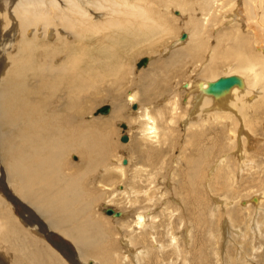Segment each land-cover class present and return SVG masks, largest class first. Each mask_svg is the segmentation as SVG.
<instances>
[{
    "label": "bare ground",
    "instance_id": "6f19581e",
    "mask_svg": "<svg viewBox=\"0 0 264 264\" xmlns=\"http://www.w3.org/2000/svg\"><path fill=\"white\" fill-rule=\"evenodd\" d=\"M138 46L151 54L133 74ZM101 92L104 113L92 109ZM263 133L264 0H0V188L24 210L0 196V264H67L56 232L79 264H210L182 206L220 220L215 264H264V187L249 190L264 176ZM173 163L185 199L155 185L154 169ZM196 171L207 195L193 188L191 208ZM242 199L248 211L227 209Z\"/></svg>",
    "mask_w": 264,
    "mask_h": 264
},
{
    "label": "rangeland",
    "instance_id": "374dc122",
    "mask_svg": "<svg viewBox=\"0 0 264 264\" xmlns=\"http://www.w3.org/2000/svg\"><path fill=\"white\" fill-rule=\"evenodd\" d=\"M140 53H139V52ZM147 51V52H146ZM136 53H138V54H136ZM142 53V54H141ZM151 54V51H149V50H147V49H145L144 51H142V47H140V46H138L137 48H136V50L131 54L132 55V57H131V59L130 60H128L129 62H130V64L132 65V70H131V72L133 73V74H138L141 70H142V68H143V65H141V67H137V63H138V61L139 60H141L142 58H146V60L148 59V55H150ZM130 55V56H131ZM129 56V57H130ZM222 71V68L221 69H219V72H221ZM218 72V73H219ZM128 74H130L129 73V70H128ZM221 74V73H220ZM223 74V73H222ZM130 76V75H129ZM131 82H127L125 85H127V86H125L124 85V87H123V90L122 91H124L125 90V88L127 87H133L131 84H130ZM164 92H165V94L167 93V91L165 90V89H163V90H160V93H162V95H164ZM100 94V95H99ZM102 92L101 93H97L96 95L98 96V97H100V96H102ZM161 95V96H162ZM166 96V95H165ZM124 97V96H123ZM160 97V96H159ZM103 98H104V101L102 100L101 101V103L99 102V101H97L96 103H92L93 104V106H94V108H92V104L90 105L89 104V108L91 107L92 109H93V111H96L99 107H101V106H103V105H107L108 106V104L110 103V99H106V96L103 94ZM103 102V103H102ZM99 103V104H98ZM156 114V113H155ZM157 115V114H156ZM156 115H155V117H156ZM130 116V115H129ZM169 115L168 114H166V117H168ZM157 117H158V115H157ZM156 117V118H157ZM177 119H179V117L177 116V118H175V121H174V123L172 124V126L174 127V129H175V131H174V134H176L177 135V127L179 126L178 124V121H177ZM182 120V119H181ZM129 121H130V117H129ZM158 121H159V127H160V132H161V130H162V128H164V126H165V123L163 124V122L162 121H160V118L158 117ZM169 121V120H168ZM177 121V122H176ZM122 122H124V123H127L126 121H124V120H119V121H117L116 123H115V127H113L112 128V132H113V135H112V140L114 141V142H116V143H120L121 142V144H123L124 142H122L119 138H117V140H115V134L117 133L115 130H116V128H117V130H118V137L120 136V138H121V132L120 131H122L123 130V128L121 127V123ZM132 122V121H131ZM176 122V123H175ZM177 124V125H176ZM182 124H181V121H180V126H181ZM159 127H158V129H159ZM181 129H180V131L182 132L183 131V125H182V127H180ZM177 129V130H176ZM221 131V130H220ZM219 131V132H220ZM177 132V133H176ZM219 132H217V135H219L220 133ZM131 133V132H130ZM208 133H210V131L208 132ZM208 133L207 134H205V135H208ZM214 133V135H215V137H216V140L219 142V138L216 136V134H215V132H213ZM125 135H127V133H124ZM264 134V133H263ZM176 135H174V137L175 138H173V139H171V136H170V134L168 135V137L167 138H169V143H167V146H169V144L171 143V141L172 140H174V139H177V137H176ZM127 136H129V135H127ZM208 137V136H207ZM262 137H264V136H262ZM209 139H210V135H209V137H208ZM137 139V138H136ZM179 139V138H178ZM171 140V141H170ZM180 140H182V139H180ZM213 140H214V138L212 139V142H213ZM126 143V142H125ZM264 143V142H263ZM263 143H261L260 145L262 146L263 145ZM176 144V143H175ZM201 148H204L205 146H206V148H208V150H211V148L210 147H208V145H207V143H205L204 141H203V139H202V141L198 144ZM174 147H175V145H174ZM174 147H173V145L171 146V147H169L168 148V156H170V155H174L175 153H176V150L174 149ZM237 147V143L235 144V148ZM176 148H177V145H176ZM121 147L120 146H118V149H117V154L119 155V154H121ZM173 149V150H172ZM175 150V151H174ZM195 151H197L196 149H194V150H192L191 149V146H189L188 145V147H187V150H186V152H187V154L189 153L190 155H195L196 153H194ZM120 152V153H119ZM171 153V154H170ZM173 153V154H172ZM214 155H215V157L218 155V152L217 151H215V153H214ZM259 156H261V155H258V161L257 162H260L259 160H260V158H259ZM74 158H76V157H74V155L73 156H71V161L73 162V160H74ZM180 160V159H179ZM208 162V159L206 160V163ZM213 161H211L210 162V164L212 163ZM249 163H251V160H249ZM181 164V163H180ZM205 164V163H204ZM209 164V165H210ZM259 165V163H256L255 165H254V167H256V165ZM162 165V164H161ZM208 165V166H209ZM180 166V167H179ZM204 165H202V167H203ZM162 167H163V169H162ZM164 167H166L165 165L164 166H159L158 168H156V169H154V171H156V173H155V176H157V175H165V178H164V180L163 181H156L155 182V185L157 186V184L160 186V190L161 189H163V191H166V195H167V198H168V200H169V196L170 195H175V191H176V193L177 194H179L180 196H182L184 199L186 198V195H184V194H181V193H179V192H183V186H184V184L181 182V184L179 185L178 183L181 181V179H182V175H181V177H180V175L179 174H176V175H174V178L172 177L171 179H168V174L169 173H171V172H174V171H176V172H180V169L182 168V165H175V163H173V164H167V167L164 169ZM184 171L186 170V168H185V166H184ZM208 169V167L206 168V170ZM199 170V169H198ZM149 172H151V169H149L148 170ZM253 173V171L252 170H249V174H245L244 176L242 175V174H239V173H237V176H236V179L237 180H240V178L238 177V176H242V178L244 177V179L246 180L247 178H248V176H249V180H250V178L252 177L251 176V174ZM258 172L260 173V171H259V169H258ZM261 175H264V171H263V173L261 174ZM203 176V175H202ZM194 177H198V179L196 180V182H193L195 185L194 186H192L193 185V183L192 184H188V189H189V195H190V198H191V201H189L188 203L190 204V207L192 208V207H197V205H196V200H195V198H194V196L192 195V190H193V188H195L198 192H199V195H201V194H204V192H205V194L207 195V193H206V190L204 189V183L205 182H203V183H201V176H200V174L199 173H197V171H196V173H194ZM264 176H262V177H260L261 179L263 178ZM257 179V178H256ZM257 179V181H258V183L256 182L255 183V181H253V186H254V188H249V190H254V191H256V189H258L259 191L260 190H262V185H263V187H264V182H262L264 179ZM253 180H255V179H253ZM157 182H159V183H157ZM236 182V181H235ZM261 182H262V184H261ZM164 183V184H163ZM177 183V184H176ZM198 183V184H197ZM248 184V183H247ZM246 184V185H247ZM144 185H146V184H144ZM151 185H152V183H151ZM177 185H179V186H177ZM249 185L251 186L252 185V183H250L249 182ZM155 186V187H156ZM249 186V187H250ZM2 187V186H1ZM178 187V188H177ZM256 187V188H255ZM257 187H260V188H257ZM176 189V190H175ZM177 189L179 190V192L177 191ZM181 189H182V191H181ZM6 190V189H5ZM187 190V189H186ZM7 191V190H6ZM159 191V190H158ZM157 191V192H158ZM244 192H245V189H244V191H242V193L244 194ZM257 192V191H256ZM217 193H218V195H223V194H225L223 191H217ZM155 194H156V190H155ZM232 193L229 191V190H227V193H226V195L229 197V199H233V196L231 195ZM198 195V196H199ZM0 196L4 199V200H6L7 198L5 197V196H7V194H3V191H2V188H0ZM178 196H174V198H177ZM173 198V199H174ZM202 198H204V197H202ZM206 198V197H205ZM208 198V197H207ZM226 199H228V198H226ZM252 199V198H251ZM238 199L236 198L235 199V201H237ZM7 202H8V204H9V206H11L12 205V209H11V211L12 210H14V213L15 214H21L24 210L22 209V207H20V206H18L16 203H12L11 201H9L8 199L6 200ZM122 201V200H121ZM243 201H244V199H242L239 203H235V204H233V206H232V203H230L231 205H229L228 204V206H229V208H227V209H230V208H232V210L234 209V208H236V205H238L239 206V208H241L242 210H244V212H246V211H248L249 210V207L248 208H245V205H240V203H243ZM172 202H173V200H172ZM182 202V201H181ZM233 202V201H232ZM253 202V201H252ZM156 203H157V201H156ZM178 203V202H177ZM163 204H164V201H163ZM211 205V201H209V203H208V208H209V206ZM111 210V213H113V210L110 208V207H108L107 209H105L104 211H103V213H105L104 215H106V216H108L107 214H106V211L107 210ZM163 210V216H162V219L163 218H165L164 216H165V211H164V209H162ZM180 210H182V212H183V214H184V217H186V219L188 220V222L189 221H194L195 223V230H194V232H195V239H196V242L195 243H197V246H198V248L200 249V243L202 244V247H205V249L203 248L201 251L203 252V253H206V255H208L209 254V262H210V264H215V262H214V258H213V256H212V248L213 247H216L217 248V245L218 244H213L214 243V241H212V242H210V241H208V238H209V231L210 230H215L216 229V227H217V224L219 223V221H218V217H213V218H211L210 217V213H208L207 211H204V212H200L201 214H199V213H197V215H194V214H190V212L191 213H193L192 212V210L191 209H188L187 211L183 208V206L180 208ZM166 212H167V210H166ZM224 211H223V209L221 208L220 209V214H222V215H220L219 216V219L223 216V213ZM110 213V214H111ZM203 214H205L204 216L205 217H202L201 215H203ZM161 219V220H162ZM197 220H198V222H197ZM177 218H174V226H173V232H177ZM262 229H264V225L262 226ZM263 231V233H262V235L263 236H261L262 238H258L257 239V241H254V243H256L255 245L256 246H258L259 245V243H260V241L262 242V243H264V230H262ZM34 234H36L34 231H32ZM202 234L204 235V236H202ZM37 235V234H36ZM56 235L58 236H54V237H52V239L56 242V243H58L59 245H61L62 247H64L65 245H67L65 248H64V250H65V252H66V255L67 256H69V255H71L72 256V254L74 253V249L70 246V244H69V242L68 241H66V240H64V241H61V238L60 237H62L60 234H58L57 232H56ZM177 235L178 236H180V233H179V230H178V232H177ZM255 235V234H254ZM37 236H39L40 237V239L42 238V240L44 241V243H45V245H48V247L50 246V248H51V246L53 247V245H52V243L50 242H48L42 235H40V234H38ZM218 237H219V234H218ZM45 239V240H44ZM51 238H49L48 240H50ZM63 239H64V237H63ZM217 239H219V238H217ZM258 240H260L259 242H258ZM215 242L216 243H218V241L215 239ZM64 243V244H63ZM66 243V244H65ZM205 244V245H204ZM212 244V245H211ZM214 245V246H213ZM219 246V245H218ZM36 247H38V248H46L45 246H44V244L42 243V242H40V243H38L37 245H36ZM262 247L263 248H261V249H259L258 250V252L260 251H264V244H262ZM54 248V247H53ZM207 248V249H206ZM73 249V250H72ZM55 251H56V249H54ZM57 251H58V249H57ZM246 251L249 253V249L247 250V248H246ZM231 252H232V249H231ZM237 252V251H236ZM2 253V258H0V259H3L4 260V262L6 263L7 261H9V258H8V255H6L5 256V254L3 253V252H1ZM211 253V254H210ZM59 254V253H58ZM211 255V256H210ZM59 256L61 257V258H63L65 261H66V263L67 264H72L70 261H69V259L66 257H64V256H62V255H60L59 254ZM170 260H172V259H167L166 261H170ZM173 262H174V264H175V262H176V264H181V262L180 261H174L173 260ZM263 262H264V260H263ZM0 263H2V260H0Z\"/></svg>",
    "mask_w": 264,
    "mask_h": 264
},
{
    "label": "water",
    "instance_id": "95a60500",
    "mask_svg": "<svg viewBox=\"0 0 264 264\" xmlns=\"http://www.w3.org/2000/svg\"><path fill=\"white\" fill-rule=\"evenodd\" d=\"M145 63H146V58H142L141 60L138 61L137 66H141V65H143V64H145ZM226 81H235V80H234L233 78H231V79H227V80H226V79H225V80L221 79V82L219 81L217 85H219V87H223V86H224L223 83L226 82ZM108 109H109V108H108L107 105H103V106H101L100 108L97 109V112L104 113V112H107ZM122 127H125V125L122 124ZM120 140H121V141H127V136H126L125 134H123V135L121 136ZM106 213L110 214V213H111V210L108 209V210L106 211ZM66 256H67V255H66ZM67 258L69 259V261H70L72 264H79L78 260H77L75 257L69 255V256H67Z\"/></svg>",
    "mask_w": 264,
    "mask_h": 264
}]
</instances>
